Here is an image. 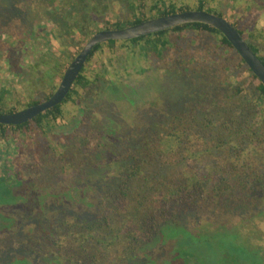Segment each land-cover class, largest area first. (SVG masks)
Wrapping results in <instances>:
<instances>
[{
    "label": "trees",
    "instance_id": "obj_1",
    "mask_svg": "<svg viewBox=\"0 0 264 264\" xmlns=\"http://www.w3.org/2000/svg\"><path fill=\"white\" fill-rule=\"evenodd\" d=\"M20 1L22 6L16 5L13 11L25 12L27 0ZM141 1L128 3L132 14L141 11ZM160 4L164 7H158ZM75 8L82 10L77 1ZM150 11L155 12L150 18L183 12L174 4L165 6L162 0H156ZM196 11L224 18L221 13L205 9L202 1ZM150 18L136 16L124 26L115 23L108 29H122ZM232 25L264 65L261 50ZM81 29L80 25L70 24L68 33H81ZM189 32L195 36L191 40L194 43H198L197 37L202 38L195 48L184 45ZM23 35L25 39L26 33ZM104 48L110 54L122 50L123 62L133 68L134 74L143 76L151 71L152 77L161 79L154 99H150L149 106H143L153 115L139 123L133 120L129 125H135L125 128L118 137L94 115L90 117L93 124H82L87 127L75 133L84 142L77 152L66 150L68 158L60 162L62 168L73 162L77 172L84 165L82 179L90 176L91 168L100 179L94 219H63L58 226L40 229L35 236L23 239L0 230V254L11 250L10 243L26 251L24 256L15 255L5 264H26L24 260L35 258L41 261L39 264H98L100 253L95 248L102 244L103 231L117 220L124 221L122 229L127 233L118 250L117 264H132L145 255L143 246L154 240L159 244L169 234L182 240L180 259L185 264H264V87L224 36L209 26L188 24L96 46L66 99L20 126L0 125V143L8 147L20 145L24 137L37 141L49 136L47 133L55 126L64 125L61 107L80 100V91L87 90L93 82L105 80L111 93H115L122 84L118 76L123 75L122 71H116L118 77L114 80H106L107 70H95L88 76L87 65ZM141 61L154 62L155 66L146 69ZM42 65L45 70L36 87L52 95L60 67L49 59ZM10 95L8 87L0 90V114L19 111L4 109ZM51 95L21 108L40 104ZM62 142L61 151L65 147ZM0 152L6 175L0 177V202L12 203L15 198L9 194L7 183L11 180L20 185V174L16 167L7 166L12 165L7 148ZM207 158L214 159V163L202 164Z\"/></svg>",
    "mask_w": 264,
    "mask_h": 264
},
{
    "label": "rangeland",
    "instance_id": "obj_2",
    "mask_svg": "<svg viewBox=\"0 0 264 264\" xmlns=\"http://www.w3.org/2000/svg\"><path fill=\"white\" fill-rule=\"evenodd\" d=\"M48 1L41 0L36 3V0H27L25 12H19L13 10L16 5L22 6L20 0H0V90L4 87L11 90L4 108L6 110L16 108L20 111L23 110L21 106L32 101H43L51 95L50 91L36 87L45 70L42 65L44 60L49 59L60 67L58 78L54 81L57 88L69 63L96 32L107 30L115 23L124 26L136 16L150 18L155 15L150 8L156 2L142 0L138 2V5L142 4L141 11L137 10L132 14L128 8V3L132 0ZM76 1L82 10L75 8ZM162 1L165 6L174 4L176 9H182L183 12L195 11L202 1L205 9L221 13L224 19L243 31L249 43L256 45L264 54V0ZM158 7L164 6L160 4ZM74 23L78 27L81 26V33H68L70 24ZM31 24L35 25L31 27ZM193 37L195 36L192 33H187L184 45L194 48L198 46L202 38L197 37L198 43H194L191 41ZM7 43L12 45L6 46ZM123 60L122 50L118 49L114 54H110L104 48L102 52L96 53L87 65V70L90 71L88 76L95 70H107L106 80L121 76L122 84L115 93H111V86L107 81L93 82L87 90L80 91V100L76 99L75 103H67L61 107L64 125L55 126L47 133L49 136L37 138V141L24 137L20 145L15 143L9 144L8 147H5L3 142L0 143V150L7 148L9 152L8 161L12 165L7 166L10 169L16 167L19 171L16 173L20 174L18 178L21 180L20 185L11 180L7 183L9 194L15 198L14 202H0V228L4 229L3 234H17L23 239L35 236L40 229L58 226L63 219L82 222L94 219L95 193L99 189L100 179L97 180L93 175L92 168L91 172H88L90 176L86 175L82 179L86 172L84 165L79 164L77 172L72 161L68 168H62L60 160L68 158L65 157L66 150L77 152L79 145L84 142L82 136L76 135L75 132L87 127L82 125L83 123L93 124L91 115L108 131H114L115 137H118L120 132H125L128 126L133 127L135 124L129 125L133 120L137 119L139 123L150 119L151 113L153 115L151 111L147 113L144 107L149 106L148 102L154 99L156 92L161 88V79L152 77L151 71L143 76L136 75L133 68L126 66ZM141 64L146 69H151V65L155 66L154 62L145 64L141 61ZM36 66L39 68L34 69L35 72L33 68ZM117 70L122 71L123 75L117 76ZM16 72L18 76L14 75ZM129 101L134 102L131 104ZM127 104L134 108L128 107ZM51 134L55 138H52ZM61 140L65 146L62 151V145L59 144ZM213 160L207 158L201 163L211 165ZM3 164L5 163L0 156V177H6L2 170ZM123 222L117 220L110 229L103 231L102 244L95 248L100 253L98 264L118 263V250L123 246L124 236L127 235L122 229ZM174 235L169 234V237L163 238L159 244L158 240H154L143 246L141 250L145 255L131 263L185 264L180 259L183 252L182 248L180 249L182 240ZM109 243L114 244L108 246ZM10 248L11 250L7 249L5 253L0 254V264L8 263L15 255H25L26 251L21 250L17 243H10Z\"/></svg>",
    "mask_w": 264,
    "mask_h": 264
},
{
    "label": "water",
    "instance_id": "obj_3",
    "mask_svg": "<svg viewBox=\"0 0 264 264\" xmlns=\"http://www.w3.org/2000/svg\"><path fill=\"white\" fill-rule=\"evenodd\" d=\"M188 24H203L221 33L247 68L264 87V65L253 54L241 34L231 23L222 17L204 11H184L167 16L151 18L122 29H107L96 32L69 63L56 90L47 100L11 114H0V125L12 127L20 126L35 119L38 115L60 105L66 99L69 91L72 89L77 77L86 64L88 57L96 46L109 41H130L141 37H147L158 32Z\"/></svg>",
    "mask_w": 264,
    "mask_h": 264
},
{
    "label": "flooded vegetation",
    "instance_id": "obj_4",
    "mask_svg": "<svg viewBox=\"0 0 264 264\" xmlns=\"http://www.w3.org/2000/svg\"><path fill=\"white\" fill-rule=\"evenodd\" d=\"M12 204V203H11ZM0 230L2 231V232H4V229L3 228H0ZM24 262L26 263V264H39L41 261H39V259H37L36 260V258L34 259V261L33 260H24Z\"/></svg>",
    "mask_w": 264,
    "mask_h": 264
}]
</instances>
